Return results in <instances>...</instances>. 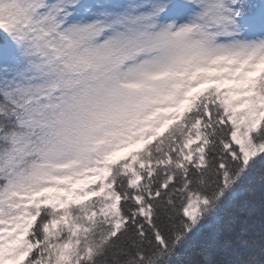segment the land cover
<instances>
[{
	"label": "snow or ice",
	"instance_id": "snow-or-ice-1",
	"mask_svg": "<svg viewBox=\"0 0 264 264\" xmlns=\"http://www.w3.org/2000/svg\"><path fill=\"white\" fill-rule=\"evenodd\" d=\"M0 264H264V0H0Z\"/></svg>",
	"mask_w": 264,
	"mask_h": 264
},
{
	"label": "trees",
	"instance_id": "trees-1",
	"mask_svg": "<svg viewBox=\"0 0 264 264\" xmlns=\"http://www.w3.org/2000/svg\"><path fill=\"white\" fill-rule=\"evenodd\" d=\"M204 238H206V234H205V237Z\"/></svg>",
	"mask_w": 264,
	"mask_h": 264
}]
</instances>
